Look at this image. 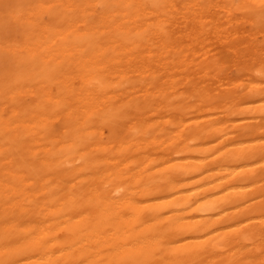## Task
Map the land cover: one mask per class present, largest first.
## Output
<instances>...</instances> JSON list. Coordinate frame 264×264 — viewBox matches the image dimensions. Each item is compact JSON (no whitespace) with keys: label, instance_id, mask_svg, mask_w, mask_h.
<instances>
[{"label":"bare ground","instance_id":"obj_1","mask_svg":"<svg viewBox=\"0 0 264 264\" xmlns=\"http://www.w3.org/2000/svg\"><path fill=\"white\" fill-rule=\"evenodd\" d=\"M0 264H264V0H0Z\"/></svg>","mask_w":264,"mask_h":264}]
</instances>
